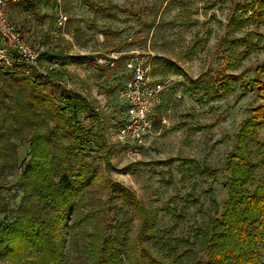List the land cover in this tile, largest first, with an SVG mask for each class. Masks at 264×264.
<instances>
[{"label":"rangeland","instance_id":"obj_1","mask_svg":"<svg viewBox=\"0 0 264 264\" xmlns=\"http://www.w3.org/2000/svg\"><path fill=\"white\" fill-rule=\"evenodd\" d=\"M37 1L36 11L7 6V18L40 50L63 49L93 57L81 66L69 65L66 80L107 115V132L114 150L108 170L101 168L105 177L132 192L151 212L157 237L168 234L172 239L169 245L154 239L151 251L156 255H165L171 248L177 255L195 251V231L213 214L211 199L222 203L227 198L225 168L240 124L250 108L264 105V98L260 99L256 90L243 94L247 81L257 77L255 68L264 63V40L259 50L252 52L245 48L233 52L227 44H219L231 36L227 24L233 14L240 13L235 7L249 0ZM108 4L116 14L114 19L103 13ZM60 15L66 18L64 27L59 26ZM239 30L264 35V27L256 24L240 26ZM132 53L145 61L151 79L164 85L161 102L152 114V132L138 147L139 157H133L131 146L118 142L114 135L116 123L123 118L118 94L127 78L123 62ZM99 54L124 58L115 69H102L94 63ZM221 71L241 74L243 80L235 83L225 97L212 99L211 87L190 90V81L199 77H208L211 86L216 85L215 78ZM80 121L89 127L83 116ZM258 143H264V127ZM16 144V162L0 175V192L11 209L19 204L21 194L16 182L29 153L26 141ZM100 163L98 157L89 161L91 166ZM204 165L216 170L215 178L199 173ZM263 176L256 170L255 182ZM253 186L248 188L252 190ZM112 205L108 222L114 225L124 221L129 232L135 234L138 217L134 208L123 207L119 201ZM3 219L0 212V222ZM107 231L112 233L111 229Z\"/></svg>","mask_w":264,"mask_h":264},{"label":"trees","instance_id":"obj_2","mask_svg":"<svg viewBox=\"0 0 264 264\" xmlns=\"http://www.w3.org/2000/svg\"><path fill=\"white\" fill-rule=\"evenodd\" d=\"M37 3L22 0L17 6L36 11ZM112 8L108 4L103 13L114 19ZM235 11L240 13L233 14L227 24L231 36L219 44H227L233 52L239 48L259 50L264 35L241 33L239 27H264V0H249ZM97 57L106 58L102 54ZM92 59L63 49H45L39 54L45 75L23 77L0 68V175L16 162V142L26 141L29 147L28 160L16 182L21 194L18 207L11 209L0 192V212L4 214L0 264H263L264 176L255 182V172L264 174V143H258L264 105L250 108L240 124L225 168L227 198L222 203L211 199L213 214L195 231L198 248L182 255L171 248L165 255H156L150 249L152 241L169 245L170 235L157 237L151 212L132 192L105 177L114 150L107 115L66 80L69 65L81 66ZM255 72L257 77L247 81L243 94L256 90L261 99L264 63ZM125 73L127 80L129 74ZM215 81L211 86L208 77H199L190 81V90L211 87L212 99H218L243 80L241 74L221 71ZM124 108L123 104L122 117ZM81 116L90 123L88 128L81 124ZM95 157L102 163L89 165ZM199 173L212 178L217 175L206 165ZM251 184L252 190L248 188ZM118 201L136 211L135 234L124 221L108 222L112 204Z\"/></svg>","mask_w":264,"mask_h":264},{"label":"built area","instance_id":"obj_3","mask_svg":"<svg viewBox=\"0 0 264 264\" xmlns=\"http://www.w3.org/2000/svg\"><path fill=\"white\" fill-rule=\"evenodd\" d=\"M21 1L0 0V68L23 77L45 75V65L39 60V47L30 44L7 18V6L17 5ZM65 22L66 18L60 15L59 26L64 27ZM119 59L120 57L111 55L106 58L97 57L94 62L98 66L113 69ZM123 66L129 75L118 94L125 111L114 135L118 142L131 146L133 157H139L138 147L143 145L152 132V114L156 105L161 102L164 85L151 79L149 69L138 53L125 59Z\"/></svg>","mask_w":264,"mask_h":264}]
</instances>
